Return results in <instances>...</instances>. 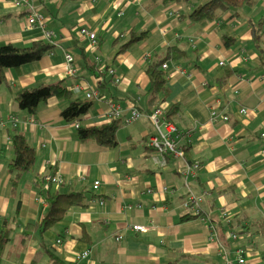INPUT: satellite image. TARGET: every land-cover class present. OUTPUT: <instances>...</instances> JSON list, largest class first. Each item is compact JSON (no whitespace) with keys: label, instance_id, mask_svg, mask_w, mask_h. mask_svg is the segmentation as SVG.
Here are the masks:
<instances>
[{"label":"crops","instance_id":"0c3cea01","mask_svg":"<svg viewBox=\"0 0 264 264\" xmlns=\"http://www.w3.org/2000/svg\"><path fill=\"white\" fill-rule=\"evenodd\" d=\"M196 3L0 0V45L50 46L40 59L6 69L0 85V234L11 228L0 264H49L48 250L74 262L85 249L90 264H238L239 247L244 264H264V0L206 25L189 17ZM34 11L42 24L28 23ZM82 27L96 33V43L80 34ZM131 30L146 35L121 48ZM224 34L233 41L226 43ZM170 46L186 55L168 57ZM66 53L78 64L76 75L66 71ZM96 57L93 71L86 59ZM161 58L166 89L151 99L147 69ZM60 80L70 90L77 86L72 99L98 93L78 126L62 116L65 97L41 102L34 115L19 108L18 91ZM112 105L121 121L116 144L80 140L79 126L112 121ZM156 107L165 112L160 128L167 137L181 149L190 144L180 156L149 145L157 129L147 113ZM134 108L142 115L133 119ZM166 122L174 127L170 133ZM14 133L36 152L34 168L18 176L10 168ZM191 160L201 162L197 178L185 174ZM53 172L60 185L48 182ZM187 185L203 197L201 217L184 207ZM45 190L78 196L56 224L42 229L37 225L50 210ZM134 224L147 230L135 231Z\"/></svg>","mask_w":264,"mask_h":264},{"label":"trees","instance_id":"16d2710c","mask_svg":"<svg viewBox=\"0 0 264 264\" xmlns=\"http://www.w3.org/2000/svg\"><path fill=\"white\" fill-rule=\"evenodd\" d=\"M190 1L193 2L194 0H161L163 4H169L172 2L184 3ZM255 2L256 0H197V3L194 4L193 9L189 13V17L192 21L197 22L200 25H206L210 21L218 20L221 14L226 12H229L230 17H239L243 9L253 6ZM261 24L262 23H258V25ZM145 35L146 31L131 30L129 32L127 41L122 43V46L120 45V47L124 48L131 42L144 38ZM222 38L226 43H229V40H232V38L226 34H224ZM49 47L50 46L48 44L42 42H32L22 47L16 46L11 43L0 45V85L5 80L4 73L6 69L19 68L22 65L40 59L46 52H48ZM169 52L172 54H170ZM185 55L186 52L180 49L178 46H170L168 49V57L170 58H178ZM94 60L96 62L86 59L87 67L93 71L97 69L96 63L100 62L99 57ZM164 60L165 58L155 60L154 63H151L148 66L147 71L151 79V99L157 97L158 90L166 89L164 86L163 72L159 68V66H162ZM107 70L109 72L110 68H107ZM76 88L77 86H74L73 89L70 90L66 87L64 81L60 80L55 83L41 84L30 89H22L15 94V100L18 103L19 108L25 109L31 115H34L36 113L38 105L41 102H45L52 97L68 98L69 104L62 110V116L64 117V119L73 121L74 123L76 121H79V119L88 112L90 106L93 103V99H95L96 97V95H94L92 97H85L83 99H72V90L74 91L76 90ZM174 108H177V106L173 105L171 110H173ZM111 120L112 121L101 125H92L89 127L79 126L78 138L83 141L92 140L104 146L115 145L117 142L116 134L121 121L119 118ZM11 145L14 151V157L10 162L11 170L14 171L17 176L22 172L31 171L34 168L36 159L35 148L28 143L26 137L22 133H14L11 136ZM188 145L190 144H187V148H189ZM55 173L56 172L50 173V175H53ZM48 182L52 183L49 179ZM41 194H44V192L41 191ZM77 196L78 193L64 195L59 191H49L48 193L46 191L44 197L45 200H48L50 202V210L47 216L40 221L41 223L40 225H37V227L40 228L41 226L42 229H46L56 224L60 220V218H62L66 209L76 202ZM200 208L202 212L200 215H202L203 210L201 205ZM200 215L197 216L199 217ZM10 230V227L4 228V230L0 234V250L8 242ZM48 251L50 253L49 264H76L75 262H65L53 251Z\"/></svg>","mask_w":264,"mask_h":264},{"label":"built area","instance_id":"2783aa9c","mask_svg":"<svg viewBox=\"0 0 264 264\" xmlns=\"http://www.w3.org/2000/svg\"><path fill=\"white\" fill-rule=\"evenodd\" d=\"M16 3H25L27 4L28 3V0H14ZM39 20V21H38ZM28 23L29 24H42L43 23V19H42V16L37 13L36 11L32 12V14L30 15V17L28 18ZM80 34L82 35H86L89 37V39L93 42V43H96V38H97V35L94 31H90L87 27H82L80 29ZM97 58V57H96ZM95 58V59H96ZM65 60H66V71L69 73V74H76L77 70H78V65L73 57L72 54L70 53H66L65 54ZM164 67L167 66V64H163ZM109 72L114 76L113 78H115L116 81L119 80V77L118 75L115 74V71L113 68H110ZM96 95V97L98 96V93L97 92H90V93H87V97H92ZM241 112L245 113L246 112V108L245 107H242L240 109ZM142 115V113L140 111L137 110V108H134L131 112V118H138ZM212 115V118L214 120H217V112L216 111H212L211 113ZM147 116L154 122L155 126H156V129H157V134H154L150 137L149 139V145L153 148V149H163L164 147H167L169 148L170 150L174 151V153L177 155V156H180V154L183 153L184 151V148L182 146V149L181 148H178L177 147V144L176 142L170 138V137H167L168 134L165 133L164 131L161 130L160 126L162 124V121H166V115H165V112L164 110H162L160 107H156L154 109H152L151 111H149L147 113ZM120 117V112H119V107L117 105H112L111 106V110H110V118L111 119H116V118H119ZM9 122L13 123V125L15 126L17 124L16 122V119L15 117L11 116L9 117ZM222 119L224 121L228 120L229 119V116L228 115H223ZM75 125L78 126V122H75ZM166 125V128H167V131L168 133H170V131L174 130V127L171 123L169 122H166L165 123ZM262 136H264V133H262ZM188 144V142H187ZM187 146V145H186ZM183 150V151H182ZM262 152L264 153V147L262 149ZM186 168V176H192V177H195L197 178V175H198V172L201 168V162L199 160H191L187 166L185 167ZM52 183L56 184V185H60L62 183V178H61V175H59L57 172L53 175H48L47 177ZM98 183L99 181H95L94 183V186L95 188L98 186ZM187 187L190 189V186L187 185ZM203 201V197L200 196V195H196L193 190L189 191V197L187 199V201H185L184 203V207L189 211L191 212L192 214L194 215H200L202 212H201V208H200V205ZM202 215H200L199 217H201ZM222 216L223 217H227L228 218V213L227 211L225 210V208L222 209ZM132 228L135 230V231H138V232H145L147 230V227L145 225H141V224H134L132 225ZM213 228V227H212ZM231 236L233 238H236L237 235L235 233H232ZM120 237V235L118 236ZM61 240H58V242H60ZM237 258H238V264H244L245 263V257H244V250L243 248H235L234 249V252H233ZM89 255H90V251L88 249H85V250H81L79 252H77L73 258L74 262H81L82 264H90L89 263Z\"/></svg>","mask_w":264,"mask_h":264}]
</instances>
